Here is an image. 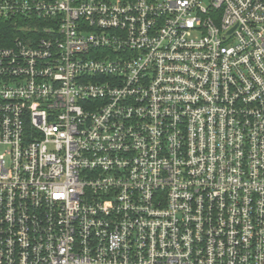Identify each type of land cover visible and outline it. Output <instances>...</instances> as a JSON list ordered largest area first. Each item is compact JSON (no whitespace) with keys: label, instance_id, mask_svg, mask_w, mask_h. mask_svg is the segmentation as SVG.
Masks as SVG:
<instances>
[{"label":"built area","instance_id":"2783aa9c","mask_svg":"<svg viewBox=\"0 0 264 264\" xmlns=\"http://www.w3.org/2000/svg\"><path fill=\"white\" fill-rule=\"evenodd\" d=\"M0 20V264H264V0Z\"/></svg>","mask_w":264,"mask_h":264},{"label":"trees","instance_id":"16d2710c","mask_svg":"<svg viewBox=\"0 0 264 264\" xmlns=\"http://www.w3.org/2000/svg\"><path fill=\"white\" fill-rule=\"evenodd\" d=\"M12 28H13V26L10 22L0 20V46L10 45V41L6 38L4 39V35L8 34L9 38H10L11 34H9V33L14 32V31H12Z\"/></svg>","mask_w":264,"mask_h":264}]
</instances>
